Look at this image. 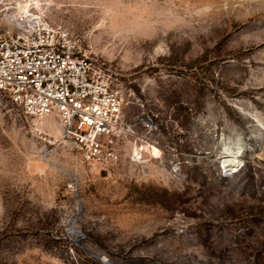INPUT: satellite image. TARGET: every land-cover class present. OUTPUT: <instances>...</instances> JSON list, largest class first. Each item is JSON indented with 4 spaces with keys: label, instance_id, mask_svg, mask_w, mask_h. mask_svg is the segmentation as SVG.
Listing matches in <instances>:
<instances>
[{
    "label": "rangeland",
    "instance_id": "obj_1",
    "mask_svg": "<svg viewBox=\"0 0 264 264\" xmlns=\"http://www.w3.org/2000/svg\"><path fill=\"white\" fill-rule=\"evenodd\" d=\"M26 10L159 127L106 180L0 93V264H264V0H0V21Z\"/></svg>",
    "mask_w": 264,
    "mask_h": 264
},
{
    "label": "built area",
    "instance_id": "obj_2",
    "mask_svg": "<svg viewBox=\"0 0 264 264\" xmlns=\"http://www.w3.org/2000/svg\"><path fill=\"white\" fill-rule=\"evenodd\" d=\"M0 93L28 116L57 119L61 131L55 142H69L106 180L122 160L128 137L134 139V160H139L140 139L156 143L149 137L158 130L156 116L127 120L124 98L105 64L39 11L0 21ZM137 125L144 130L141 135Z\"/></svg>",
    "mask_w": 264,
    "mask_h": 264
},
{
    "label": "bare ground",
    "instance_id": "obj_3",
    "mask_svg": "<svg viewBox=\"0 0 264 264\" xmlns=\"http://www.w3.org/2000/svg\"><path fill=\"white\" fill-rule=\"evenodd\" d=\"M21 6V9H24V8H26V6L25 5H20ZM29 12V11H28ZM31 12V11H30ZM43 118V117H42ZM44 118H46V117H44ZM59 136H60V134H59ZM59 136H57L56 138H58Z\"/></svg>",
    "mask_w": 264,
    "mask_h": 264
}]
</instances>
